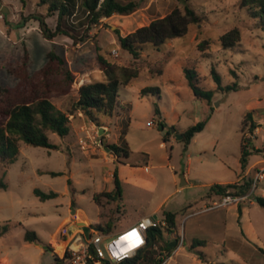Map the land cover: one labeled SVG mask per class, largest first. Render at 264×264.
<instances>
[{
    "label": "rangeland",
    "instance_id": "374dc122",
    "mask_svg": "<svg viewBox=\"0 0 264 264\" xmlns=\"http://www.w3.org/2000/svg\"><path fill=\"white\" fill-rule=\"evenodd\" d=\"M119 1L139 2L140 9L132 16L103 19L91 30L92 37L87 43L73 46V40L67 36H59L54 41L45 39L34 20L24 28L16 27L29 15L43 14L49 26L56 28L57 15H48V7L41 5V0H26L25 4L22 0H0L9 9L8 14L0 11L3 14L0 87L17 86L18 79L8 69L18 67L26 52L30 56L27 68L30 74L46 65L50 51L66 59L76 82L70 95H55L53 102L68 111L78 100L82 85L89 80H103L104 76L106 80L105 73H100L99 54L120 67L138 72L130 85L119 86L120 113L107 126L98 127L85 114L77 112L70 116L69 136L62 138L49 132L51 142L59 145L60 150L22 143L17 160L7 166L0 165V183L8 187L0 189V227L9 226V232L0 236V264H55V256L63 254L83 227L90 225L95 229L112 218L114 238L135 226L168 196L158 217L162 218L164 211L178 212L181 222L185 205L208 192V186L203 185L237 179L235 170L243 144L250 151L255 147L264 151V133L250 140L245 135L254 136V132L249 128L244 130L249 107L257 104L264 107V29L260 8L253 2L243 4V0ZM80 5L81 0H77L78 16L71 18L75 22L83 19ZM186 6L196 11L201 24L191 25L186 37L170 41L161 52L150 50L135 60L119 45L117 30L126 37L168 16L176 8L184 11ZM234 29L239 30L242 40L225 48L221 37ZM203 41L209 42L205 51L199 49ZM185 67L196 70L202 89L214 91L211 105L195 97L185 78ZM214 68L224 87L237 84L238 88L229 92L218 90L212 74ZM146 87H159L160 95L143 96L141 91ZM157 108L161 113H157ZM206 119L209 120L206 128L190 145L177 139V135H183ZM161 125L165 126L163 130ZM97 130H100L98 142H104L103 148L96 144ZM165 137H169L166 142ZM124 142L130 148L128 158L106 150ZM117 169L124 179L123 198L111 204L103 201L105 206L100 207L93 198L114 189L113 174ZM188 169L190 184L182 186L181 177ZM196 180L197 186H191ZM263 184L264 180L258 184L256 194ZM35 189L45 193L54 191L59 196L41 201ZM213 205L214 202L209 203ZM211 219L204 215L188 224V231L193 226H201L195 233L205 238L207 245H197L189 251L185 248L167 264H211L218 259L231 264L227 261L226 248L215 238L211 240L217 228H213ZM76 221L84 225H77ZM28 231L36 233V242L25 240ZM84 232L85 236H91L90 227L84 228ZM189 233L185 247L191 241ZM164 234H167L165 229ZM197 251L205 256L197 255Z\"/></svg>",
    "mask_w": 264,
    "mask_h": 264
},
{
    "label": "trees",
    "instance_id": "16d2710c",
    "mask_svg": "<svg viewBox=\"0 0 264 264\" xmlns=\"http://www.w3.org/2000/svg\"><path fill=\"white\" fill-rule=\"evenodd\" d=\"M25 4L26 0H22ZM190 2L192 0H183ZM253 2L260 8L261 25L264 29V0H243V4ZM41 5L48 7V15H57V25L53 29L47 23V17L43 14H32L23 18L16 26L18 29L24 28L27 23L34 20L39 23L40 30L45 39L54 41L59 36H67L73 40V46L80 43H87L91 39V30L99 26L105 18L114 15L129 16L140 9V3L129 1L127 3L119 0H81L80 9L83 19L79 22L71 20L77 17V0H41ZM7 17V15H5ZM201 19L196 11L189 6L185 10L174 9L168 16L154 20L149 26L142 27L124 37L117 30V40L121 48L128 52L135 60L142 58L144 52L153 50L161 52L167 47L170 41L182 39L187 36L191 25H200ZM242 40V35L238 29L221 37L225 48L234 46ZM209 42L203 41L199 44V49L205 51ZM30 56L26 52L22 63L14 68L8 69L9 73L18 79V84L14 88L0 87V165L7 166L14 163L19 154L22 143L34 147H43L49 150H60L59 145L51 142L49 132L65 138L71 133L70 116L77 112L85 114L98 127H105L110 119L119 116L121 101L119 86L130 85L138 77V72L128 67H120L116 63L108 60L104 55H98L99 68L106 75L104 81H92L86 83L78 90L79 98L73 104L71 110L59 108L54 102L55 95H70L73 85L76 82L75 73L67 66L66 59L56 51L47 54L46 65L34 74L28 72ZM185 78L189 87L197 99L205 100L211 105L214 91L204 90L199 86V77L195 69L185 67ZM214 80L218 84V90L232 91L238 88L237 84L224 87L215 68L212 70ZM143 96L150 94L160 95L159 87H146L141 91ZM131 107H128L130 110ZM157 113L161 110L157 108ZM209 120H203L197 125L183 133V141L190 145L195 136L206 128ZM165 128V126H163ZM253 121V114L248 112L244 117V130L249 128L252 132L257 129ZM163 128V129H164ZM171 133H169V136ZM165 137L164 141H168ZM114 155L128 158L130 148L126 142L110 146ZM254 153H264L263 150L250 151L243 144L241 155V166L243 170L248 167L249 158ZM54 176L61 174L53 173ZM114 189L108 193L96 194L94 201L100 207H104L103 201L107 204L117 203L123 198V182L120 178L119 170L114 174ZM4 182L0 183V189H7ZM252 188V180H247L243 185H214L211 187L208 196L217 195L223 197L228 194L246 195ZM35 195L41 201L57 198V192L45 193L39 189L34 190ZM257 202L264 209V198H257ZM74 205V203H72ZM119 209V206L117 205ZM167 226L166 232H173L177 227V214L172 211H164ZM112 218L109 222L98 224L95 229L101 233L109 235L112 231ZM164 229L152 228L148 232L147 245L140 250L133 258H128L122 262L114 263L103 261V264H164L170 258L175 248L166 242ZM9 232V226L0 227V236ZM25 240L36 242L38 240L35 232L28 231ZM205 241H195L191 249L197 245H205ZM49 249H52L51 247ZM167 251L164 256L163 250ZM68 246L63 250L62 255L55 256V264H63L68 256ZM95 252H92L91 262L97 261Z\"/></svg>",
    "mask_w": 264,
    "mask_h": 264
},
{
    "label": "crops",
    "instance_id": "0c3cea01",
    "mask_svg": "<svg viewBox=\"0 0 264 264\" xmlns=\"http://www.w3.org/2000/svg\"><path fill=\"white\" fill-rule=\"evenodd\" d=\"M114 16H121V15H114ZM132 16V15H131ZM124 17V16H121ZM128 17V16H127ZM101 75L103 74V71H100ZM100 75V76H101ZM99 76V77H100ZM102 77V76H101ZM98 80V81H104ZM91 80L87 81V83H90ZM262 111V112H260ZM253 114V121L258 126L257 129L254 131L257 135H260L264 133V107L260 105L250 106L249 111ZM172 140L174 138L172 137ZM256 150H260V147H255ZM264 166V153H257L255 155H251L249 158V164L248 167L243 170L241 166V155L239 156L237 160V170H235V174L237 176V179H234L232 181H213L214 183H210L208 185V192L205 195H201L196 199L195 201H189L187 205H185L184 210L185 214L180 222V215L178 212H174L177 214V227L173 232H170L165 234V240L166 242H170V244H174L172 248H175L173 251V254L170 258H168L164 264H167L170 262V260L173 258V256L178 254L183 249L194 250L191 249V246L195 241H205L207 245V240L202 237V239L195 233V231H198L201 229V226L199 227H191L190 231H188V224L191 223L194 219H198L204 215L210 216L211 223L213 228L217 227L215 229V234H211V240L215 238V241L217 240V243L222 244L227 251V255H229L228 260L231 262V264H264V209L259 205L257 202V198L263 197L264 198V184L261 187L260 193L253 196V202L251 203H244V204H238V205H231L228 207H222V208H211L209 206L210 202H215L218 199H220V196L212 195L211 197L208 196V193L212 186L214 185H243L247 180H253L255 179V176L257 172ZM120 173V171H119ZM184 179H185V185L190 184V176L191 172L188 169L184 172ZM121 180H124L121 177ZM197 181L191 186L196 187ZM183 186V185H182ZM258 190V189H257ZM169 199V196L166 197L160 205L152 210L148 215L144 216L143 218L148 217H158L159 211L164 209L165 204L167 203V200ZM77 210H74L73 213H76ZM79 212V211H78ZM163 217H165L163 213ZM142 218V219H143ZM77 225L80 224L78 221L75 222ZM184 223V228H182V225ZM180 226V228H179ZM83 227L81 230H84ZM164 229V228H163ZM219 230V232H218ZM190 232V233H189ZM190 234V244L188 246H184L183 244L187 241V234ZM217 233V234H216ZM115 233L111 231L109 235H106L108 237H112ZM169 237V239L167 238ZM214 240V239H213ZM164 256L167 255V251L164 249L162 251ZM197 255H203V253L197 251ZM211 264H224L220 259L211 261Z\"/></svg>",
    "mask_w": 264,
    "mask_h": 264
},
{
    "label": "built area",
    "instance_id": "2783aa9c",
    "mask_svg": "<svg viewBox=\"0 0 264 264\" xmlns=\"http://www.w3.org/2000/svg\"><path fill=\"white\" fill-rule=\"evenodd\" d=\"M0 19H3V14H0ZM117 57V51L113 52ZM154 125V123L152 122ZM99 131L97 130V136H95L96 144L98 147L104 146V142H98ZM247 139H255L254 136L246 134ZM264 180V166L257 172L255 179L252 182V188L246 195L228 194L220 198V201L214 202L211 208H222L231 205H238L244 203L253 202V196L258 189V184ZM167 221L165 217H148L141 219L135 226H132L122 232L116 237L105 243V240L110 238L105 234L101 233L98 229L92 228L90 225L87 227L91 228V236H85L84 230H81L72 241L67 244L68 256L65 258L63 264H103V261H111L114 263L122 262L128 258L135 257L140 250L146 247L148 232L152 228H165ZM86 227V228H87ZM135 232L136 235H130ZM138 236V239H137ZM95 252L97 261L91 262L92 252Z\"/></svg>",
    "mask_w": 264,
    "mask_h": 264
},
{
    "label": "water",
    "instance_id": "95a60500",
    "mask_svg": "<svg viewBox=\"0 0 264 264\" xmlns=\"http://www.w3.org/2000/svg\"><path fill=\"white\" fill-rule=\"evenodd\" d=\"M0 11L3 13V14H8L9 13V9L6 7V6H4L3 4H2V2H0ZM160 128L163 130V125H161L160 126ZM104 129L103 128H101V133H104ZM173 132H175V130H173ZM183 138H184V136L183 135H177V139H179V140H183ZM106 150L107 151H109V152H111V149L109 148V147H106ZM182 178V185L184 186L185 185V179H184V176H182L181 177ZM80 224H82V225H84V223H80ZM170 246L171 247H173L174 246V244H170Z\"/></svg>",
    "mask_w": 264,
    "mask_h": 264
},
{
    "label": "snow or ice",
    "instance_id": "6c2138e0",
    "mask_svg": "<svg viewBox=\"0 0 264 264\" xmlns=\"http://www.w3.org/2000/svg\"><path fill=\"white\" fill-rule=\"evenodd\" d=\"M130 235H136V233H135V232H133V233H131ZM137 239H138V236H137Z\"/></svg>",
    "mask_w": 264,
    "mask_h": 264
},
{
    "label": "bare ground",
    "instance_id": "6f19581e",
    "mask_svg": "<svg viewBox=\"0 0 264 264\" xmlns=\"http://www.w3.org/2000/svg\"><path fill=\"white\" fill-rule=\"evenodd\" d=\"M79 220H81V218H78ZM82 221V220H81Z\"/></svg>",
    "mask_w": 264,
    "mask_h": 264
}]
</instances>
